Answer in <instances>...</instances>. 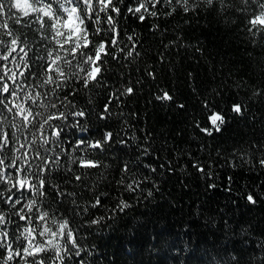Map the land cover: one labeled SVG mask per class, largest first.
<instances>
[{"label": "snow or ice", "instance_id": "1", "mask_svg": "<svg viewBox=\"0 0 264 264\" xmlns=\"http://www.w3.org/2000/svg\"><path fill=\"white\" fill-rule=\"evenodd\" d=\"M202 15L244 34L245 69L230 89L227 111L203 98V119L194 117L191 125L199 137L214 140L229 114L255 122L251 102L264 101V0H0V264H99L88 238L160 192V177L194 173L206 190H216L214 168L264 172V138L201 159L206 144L195 154L170 149L166 139L156 147L152 133L138 127L141 114L127 110L150 81V104L185 112L174 90L156 82L173 73V52L191 48L203 56L204 49L187 42L183 29L169 37L161 21L179 16L191 25ZM133 23L146 26L161 46L143 68L135 64L148 54L147 38ZM184 79L199 97L198 74L188 71ZM223 91L217 86L209 96L223 99ZM97 94L104 97L98 111ZM226 179L231 194L233 177ZM261 195L244 187L237 199L255 206ZM258 247L261 254L248 264H264V244ZM242 255L229 253L227 264H242Z\"/></svg>", "mask_w": 264, "mask_h": 264}, {"label": "trees", "instance_id": "2", "mask_svg": "<svg viewBox=\"0 0 264 264\" xmlns=\"http://www.w3.org/2000/svg\"><path fill=\"white\" fill-rule=\"evenodd\" d=\"M184 19L178 16L170 21H161V24L169 28V37L174 34L173 30L183 29L187 42L199 43L204 54H194L191 48L180 50L178 55L173 52L168 56L175 66L173 73L171 76L161 74L156 83L171 87L177 98L187 105L185 112L150 104L153 87L150 81H145L142 90L127 102V110L141 114L138 127L152 133L156 147L166 139L170 149L195 154L197 145L206 144L207 149L198 152L201 159L207 153L215 155L217 148L227 156L241 142L264 138V101L251 102L255 122L233 119L229 114L226 130L214 140L199 137L191 125L194 117L203 119L200 110L203 98L212 99L227 111L230 89L245 69L244 34L212 15H202L191 25H185ZM131 28L147 38L144 48L148 54L135 67L143 68L145 63L151 65L161 47L158 38L152 36L146 26L133 23ZM188 71L198 74L199 97L186 86L184 76ZM251 74L259 84L255 73ZM136 76L137 73L132 72L133 82ZM110 78L118 81L115 75ZM217 86L224 89L223 99L209 96L210 89ZM103 99L102 94L95 95L97 111ZM178 132L182 135H177ZM68 135H72L71 131ZM193 136L197 139H191ZM117 155L118 159L126 158L121 153ZM163 155L167 158L171 153ZM107 162H111V158ZM112 167L115 169L116 164ZM214 172L220 185L216 190H206L205 181L194 173L189 176L178 171L175 175L160 177V192L134 203L128 214L116 221L112 229L88 238L89 246H97V254L101 257L99 264H227L229 253L241 250L242 264H248L251 257L260 255L258 246L264 244V195L257 205L251 206L242 199L238 200L237 193L244 187L264 191V186L260 185L264 172L252 173L247 167L230 169L227 166L214 168ZM228 176L233 177L231 194L224 190ZM234 200L237 202L233 203Z\"/></svg>", "mask_w": 264, "mask_h": 264}]
</instances>
